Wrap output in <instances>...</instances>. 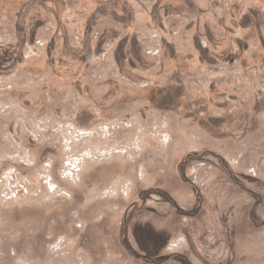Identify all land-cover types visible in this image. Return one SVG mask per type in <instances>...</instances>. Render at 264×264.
I'll use <instances>...</instances> for the list:
<instances>
[{
  "label": "rangeland",
  "instance_id": "rangeland-1",
  "mask_svg": "<svg viewBox=\"0 0 264 264\" xmlns=\"http://www.w3.org/2000/svg\"><path fill=\"white\" fill-rule=\"evenodd\" d=\"M0 264H264V0H0Z\"/></svg>",
  "mask_w": 264,
  "mask_h": 264
},
{
  "label": "trees",
  "instance_id": "trees-1",
  "mask_svg": "<svg viewBox=\"0 0 264 264\" xmlns=\"http://www.w3.org/2000/svg\"><path fill=\"white\" fill-rule=\"evenodd\" d=\"M114 10L118 13V12H121L122 14H124V15H122V18H120V19H118V20H120L119 22H121V23H126V25L127 24H129V23H131L134 19H133V15L132 14H130V13H127V14H125L127 11H123V10H119V9H117V8H114ZM115 12V13H116ZM121 16V15H120Z\"/></svg>",
  "mask_w": 264,
  "mask_h": 264
}]
</instances>
